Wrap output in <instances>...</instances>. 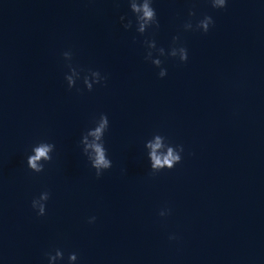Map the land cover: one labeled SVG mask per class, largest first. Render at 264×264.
Returning <instances> with one entry per match:
<instances>
[{
    "label": "water",
    "instance_id": "95a60500",
    "mask_svg": "<svg viewBox=\"0 0 264 264\" xmlns=\"http://www.w3.org/2000/svg\"><path fill=\"white\" fill-rule=\"evenodd\" d=\"M154 7L159 29L138 36L119 20L127 0H0V264H47L57 248L61 264L72 252L78 264H264V0ZM204 15L207 34L183 31ZM173 36L188 60L161 58L158 79L142 42L167 52ZM68 50L105 84L68 90ZM101 113L112 168L96 178L78 145ZM154 133L184 147L169 172H149ZM39 140L55 151L33 174L24 161Z\"/></svg>",
    "mask_w": 264,
    "mask_h": 264
},
{
    "label": "clouds",
    "instance_id": "9594fccd",
    "mask_svg": "<svg viewBox=\"0 0 264 264\" xmlns=\"http://www.w3.org/2000/svg\"><path fill=\"white\" fill-rule=\"evenodd\" d=\"M155 0H127L128 11L131 18L120 16L119 20L124 31L130 29L135 30L138 36H144L147 31H155L160 27L157 17V11L154 7ZM207 3L214 10H223L228 4V0H207ZM195 15L189 11V18ZM214 24L213 18L209 15H204L203 18L197 20L195 25L189 19L183 24V31H199L201 34H207L210 27ZM180 37L173 36L172 44L167 52L163 47H157L154 39H145L142 46L145 48L144 60L150 63L154 68L159 69L157 73L158 79H164L167 75V70L162 67V59L167 57L184 64L188 60V50L182 43H179ZM135 43V40H133ZM72 52L70 50L62 53V59L67 68L64 74V82L68 90L74 87L79 92L77 87L78 82L82 83L83 89L87 92H92L94 86H103L107 77L102 75L98 70L83 69L74 67L72 64ZM109 118L106 114L101 113L98 118H94L91 126L81 133L79 139V148L81 155L85 158L88 167L94 172L96 178H100L105 172L112 168V160L109 157L108 149L105 146V134L109 130ZM55 151V145L45 140L35 142L26 156L24 161L27 170L33 174H40L44 171L45 165L52 160V154ZM143 151L148 162L149 172L152 174L169 172L177 164L181 162L184 152L183 145L172 143L167 137L159 133H154L150 138L143 143ZM49 192L43 191L38 197L31 200L30 207L35 215L44 217L46 214V204L49 200ZM169 214L168 210H161L159 216L166 217ZM95 217L88 219L89 224L95 222ZM175 235H169L168 239L175 240ZM47 264H61L64 261L63 252L60 249H55L45 253ZM66 264H78V256L75 252L69 253Z\"/></svg>",
    "mask_w": 264,
    "mask_h": 264
}]
</instances>
